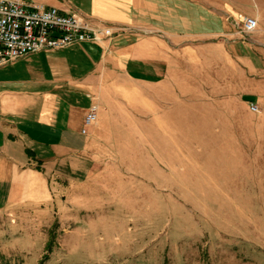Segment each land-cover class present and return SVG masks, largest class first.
<instances>
[{
	"label": "crops",
	"instance_id": "0c3cea01",
	"mask_svg": "<svg viewBox=\"0 0 264 264\" xmlns=\"http://www.w3.org/2000/svg\"><path fill=\"white\" fill-rule=\"evenodd\" d=\"M30 2L123 31L103 49L76 44L0 67V213L45 202L50 179L86 181L96 141L149 153L171 136L183 143L187 186L213 191L249 224L259 206L264 221V12L231 0ZM237 15L256 30L239 35ZM90 104L96 121L81 136Z\"/></svg>",
	"mask_w": 264,
	"mask_h": 264
},
{
	"label": "rangeland",
	"instance_id": "374dc122",
	"mask_svg": "<svg viewBox=\"0 0 264 264\" xmlns=\"http://www.w3.org/2000/svg\"><path fill=\"white\" fill-rule=\"evenodd\" d=\"M231 1L264 12V0ZM182 145L167 136L148 153L129 139L96 141L86 181L50 179L45 202L0 213V264H264L260 207L249 224L187 186Z\"/></svg>",
	"mask_w": 264,
	"mask_h": 264
},
{
	"label": "built area",
	"instance_id": "2783aa9c",
	"mask_svg": "<svg viewBox=\"0 0 264 264\" xmlns=\"http://www.w3.org/2000/svg\"><path fill=\"white\" fill-rule=\"evenodd\" d=\"M238 34L254 32V19L237 15ZM122 28L95 25L73 15L61 14L54 8H44L30 0H0V67L16 59L41 51L60 50L76 44H92L103 49ZM249 110L258 113L252 103ZM97 108L90 104L82 119L81 136L87 134L96 121Z\"/></svg>",
	"mask_w": 264,
	"mask_h": 264
},
{
	"label": "trees",
	"instance_id": "16d2710c",
	"mask_svg": "<svg viewBox=\"0 0 264 264\" xmlns=\"http://www.w3.org/2000/svg\"><path fill=\"white\" fill-rule=\"evenodd\" d=\"M47 250H50L49 247H47Z\"/></svg>",
	"mask_w": 264,
	"mask_h": 264
}]
</instances>
